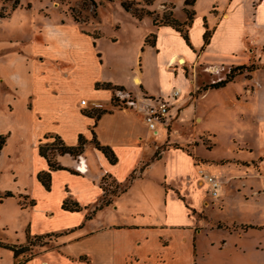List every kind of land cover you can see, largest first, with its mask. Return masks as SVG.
<instances>
[{
    "label": "crops",
    "instance_id": "obj_1",
    "mask_svg": "<svg viewBox=\"0 0 264 264\" xmlns=\"http://www.w3.org/2000/svg\"><path fill=\"white\" fill-rule=\"evenodd\" d=\"M247 1L227 0L222 9L213 4L201 14L194 3L186 39L170 25L132 17L133 49L127 57L119 50L108 55L105 44L98 43L100 31L83 32L72 22L45 28L24 44L6 42L0 51V135L6 137L0 149V214L9 205L12 217L0 215V264H239L243 249H226L224 235L213 237L214 229L227 228L220 221L207 224L205 209L217 198L210 197L197 173L202 168L223 174L224 165L217 161L222 157L207 159L187 144L202 120L194 93L207 81L199 82L198 69L208 73L204 68L211 65L245 66L234 54L241 52L243 39L256 41V29L264 56V0H249L252 23ZM174 15L179 22L187 19ZM258 84L262 89L264 83ZM116 87L137 97L164 96L176 87L181 96L168 122L152 133L140 113L113 104ZM83 99L87 107L80 104ZM256 129L255 168L231 171L226 165L228 177L222 180L228 183L250 170L256 175L255 190L263 192L264 120ZM80 136L87 172L75 170V156L56 153L54 160L64 169L50 171L46 189L37 178L48 170L39 146L54 138L76 146ZM93 140L108 146L115 162ZM110 186L119 190L111 193ZM262 196L253 200L258 203ZM64 201L80 209H63ZM38 236L49 243L26 259L5 246H25L27 238Z\"/></svg>",
    "mask_w": 264,
    "mask_h": 264
},
{
    "label": "rangeland",
    "instance_id": "obj_2",
    "mask_svg": "<svg viewBox=\"0 0 264 264\" xmlns=\"http://www.w3.org/2000/svg\"><path fill=\"white\" fill-rule=\"evenodd\" d=\"M122 1L129 6V12L122 7ZM196 1V9H194L196 14H201L212 9L213 4L218 6L219 10L222 9L227 0ZM251 4L248 0L245 6L249 23H252L253 19V16L250 17L253 13L250 11ZM191 9V6L185 5V0H0V51L4 50L2 48L5 47L6 42L8 46L14 42L24 44L37 38L45 28L52 29L53 26L61 23L72 22L77 24L83 32H88L87 29H90V32L96 35V30L100 31L102 36L98 38V43L105 44L103 49L108 55H115L119 50L127 57L129 50L133 49L132 17L135 16L132 13L140 16L135 17L137 19L149 17L155 25H162L176 19L174 13L180 17L184 15L187 17V12L189 15ZM117 25L119 28H116ZM256 30V41L249 37L243 39L241 52L237 51L234 54L235 61L245 63L243 66L245 68L241 71L242 73L236 74L237 77L235 75V78H232L233 81L227 82L223 87L212 88L208 90V94L200 97L201 91L213 83L208 73H201L202 69H198L199 82L207 81L206 84L199 85V89L194 93L199 99L197 115H200L202 120L201 122L197 120L199 122L197 124L196 119H193V124H197L199 133L187 144L190 147H197L198 152L207 159L222 157L217 161L224 165L221 167L223 174H212L222 181V195L220 198L210 200L204 215L208 225L213 226V223L220 221L221 225L227 228V230L212 231L213 237L225 236L222 238L226 239L224 248L243 249L244 252H241L238 257L239 264H247L250 261L264 264V229L260 227L261 225L264 227V199H260L258 203L254 201L258 200L259 196L263 198L264 191L255 190L256 175L249 170L248 173L239 176L241 177L239 179L238 176H232L233 179L228 183L222 180L228 177L224 174L227 170H225L226 165L231 171L236 167L254 169L256 165L254 157L260 151V137L256 127L260 121L264 120V85L261 89L258 84L261 81L264 83V56L261 57L259 53L261 48L257 40L261 33L258 29ZM115 34L119 37L118 41H113L111 38ZM107 42H110V45ZM13 49L17 48L13 47ZM123 63H126V59H123ZM224 73L222 71L220 75ZM258 87L260 90L255 96ZM256 195L258 197H254ZM11 208L8 205L2 209L0 215L3 220L11 219ZM13 208L17 210L15 206ZM257 225L259 227H254ZM240 228L241 230L247 228V230L243 232ZM228 237H230L229 241ZM46 243L49 241L44 237L27 238L23 259L36 254L39 250L38 246Z\"/></svg>",
    "mask_w": 264,
    "mask_h": 264
},
{
    "label": "built area",
    "instance_id": "obj_3",
    "mask_svg": "<svg viewBox=\"0 0 264 264\" xmlns=\"http://www.w3.org/2000/svg\"><path fill=\"white\" fill-rule=\"evenodd\" d=\"M182 64V63H181ZM211 75L212 83H217L226 78L232 70V66H226L220 64L219 66H208L204 68ZM224 71V75H220V72ZM195 74V73H194ZM216 76V78H213ZM195 78V76H194ZM195 80V79H194ZM198 90V88H197ZM112 101L117 108H124L133 110L140 113L146 123L147 128L152 132H157V127L159 123H167L170 111L175 105L179 103V97L181 96V91L174 87L166 95L159 97H137L132 95L130 92L123 89H113ZM80 104L83 107H87L89 104L86 100H81ZM91 105H94L93 103ZM75 170L81 174L86 173L88 170L86 159L78 154L75 157ZM201 183L204 182L208 187V193L212 198H218L220 196L222 181L211 173L207 172L205 169L199 168L197 170ZM113 188L119 190V187L115 186Z\"/></svg>",
    "mask_w": 264,
    "mask_h": 264
},
{
    "label": "trees",
    "instance_id": "obj_4",
    "mask_svg": "<svg viewBox=\"0 0 264 264\" xmlns=\"http://www.w3.org/2000/svg\"><path fill=\"white\" fill-rule=\"evenodd\" d=\"M106 1H111V0H106ZM196 0H185V5H189V6H193ZM17 2V1H16ZM122 7L125 9V11L130 10L129 6L126 4L125 1L121 2ZM187 10V9H186ZM188 11V10H187ZM186 11V12H187ZM194 14V11L191 9L188 15L187 12V19L184 22H179L176 19H172L171 21L165 22L163 23V25H170L172 27H174L175 29H177L178 31H180L184 38L186 39L187 36L185 34V29L186 27L189 25L190 20L192 18V15ZM133 16L139 18L140 16H136L134 13H132ZM154 23V22H153ZM155 24V23H154ZM208 36V33L206 32L204 34V38L206 40ZM146 42L150 41V38H147L145 40ZM242 69H244V67H234L232 68L230 74H228L226 76V78L220 82L217 83H213L211 84L209 87L212 88H219V87H223L227 82L231 81L232 78H234V76L236 74H240L242 73ZM113 89H120V88H113ZM5 136H1L0 135V149L3 146V144L5 143ZM93 143L95 145V147L100 150L104 156L110 161V162H115L116 158L114 153L112 152V150L108 147V146H104L101 145L98 141L93 140ZM85 144V139H83L82 136L79 137V142L76 146H65L61 140H58L57 138H54L52 142L44 144V145H40L39 146V154L41 156H43L48 163V170L44 171V172H40L37 175L38 180L43 184V186L46 189H49L50 187V171L51 170H58V169H64L62 166H60L59 164H57V162L54 160V155L56 153L58 154H65L68 153L72 156H77L78 154H81V151L83 150V145ZM104 187V186H103ZM106 189V188H105ZM107 190H110L111 193H114L116 190L113 188H107ZM10 193H6L4 195V197L6 196H10ZM63 209H67V210H79L80 207L75 203L70 205L67 201L63 202L62 205ZM37 238H40V236H38ZM6 247L10 248L13 250L14 255L18 256L19 254L25 252L26 250V246H20V247H15L14 245L10 246V245H5Z\"/></svg>",
    "mask_w": 264,
    "mask_h": 264
},
{
    "label": "bare ground",
    "instance_id": "obj_5",
    "mask_svg": "<svg viewBox=\"0 0 264 264\" xmlns=\"http://www.w3.org/2000/svg\"><path fill=\"white\" fill-rule=\"evenodd\" d=\"M183 62H184V60H183V59H181L180 63H183Z\"/></svg>",
    "mask_w": 264,
    "mask_h": 264
}]
</instances>
